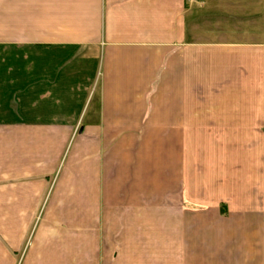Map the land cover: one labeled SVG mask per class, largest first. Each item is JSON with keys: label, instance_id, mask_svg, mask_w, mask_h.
<instances>
[{"label": "crops", "instance_id": "1", "mask_svg": "<svg viewBox=\"0 0 264 264\" xmlns=\"http://www.w3.org/2000/svg\"><path fill=\"white\" fill-rule=\"evenodd\" d=\"M0 264H264V0H0Z\"/></svg>", "mask_w": 264, "mask_h": 264}]
</instances>
